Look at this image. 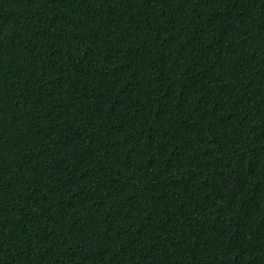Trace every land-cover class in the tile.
Masks as SVG:
<instances>
[{"label":"trees","instance_id":"obj_1","mask_svg":"<svg viewBox=\"0 0 264 264\" xmlns=\"http://www.w3.org/2000/svg\"><path fill=\"white\" fill-rule=\"evenodd\" d=\"M0 264H264V0H0Z\"/></svg>","mask_w":264,"mask_h":264}]
</instances>
